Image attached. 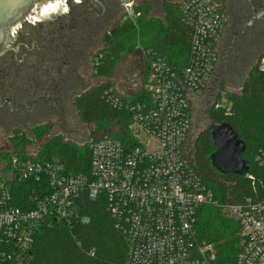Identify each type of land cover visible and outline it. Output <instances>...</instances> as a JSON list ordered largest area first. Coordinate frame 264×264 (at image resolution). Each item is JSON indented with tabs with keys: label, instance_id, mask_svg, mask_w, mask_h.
Here are the masks:
<instances>
[{
	"label": "built area",
	"instance_id": "built-area-1",
	"mask_svg": "<svg viewBox=\"0 0 264 264\" xmlns=\"http://www.w3.org/2000/svg\"><path fill=\"white\" fill-rule=\"evenodd\" d=\"M122 7L123 19L136 25L134 2ZM180 13L191 30L186 65L173 67L158 51L141 48L148 67L144 97L126 102L112 88L105 92L112 108L128 114L127 134L88 144L89 176L68 174L59 159L12 154L0 161V264H29L37 232L55 217L71 226L83 195L104 197L127 245L125 264H218L214 246L198 237L199 209L210 205L240 225L243 249L236 264H264V150L256 158L257 174L244 175L252 195L222 204L187 149L196 100L219 66L226 17L212 0H183ZM37 19L28 14L25 22L35 25ZM104 57L100 52L95 66ZM215 108L232 111L224 96Z\"/></svg>",
	"mask_w": 264,
	"mask_h": 264
},
{
	"label": "trees",
	"instance_id": "trees-1",
	"mask_svg": "<svg viewBox=\"0 0 264 264\" xmlns=\"http://www.w3.org/2000/svg\"><path fill=\"white\" fill-rule=\"evenodd\" d=\"M164 11V20L159 21L149 19L148 7L137 8L136 12L140 16L136 25L127 22L113 27L107 48L101 52L105 55L103 64L96 66L95 71L111 74L120 56L135 49L136 39L139 38L146 39L149 45L146 48L166 56L171 66L181 68L186 65L190 54L191 30L182 22L180 4L165 3ZM259 57V62L241 83L240 92L225 94L232 105L231 114L225 115L223 110L215 108V104L223 97L224 84L219 92L211 95L213 100L208 109L213 123L230 124L245 142L246 150L242 153V158L248 162L249 172L254 174L258 170L257 155L264 150V51ZM110 88L109 84H105L78 97L77 103L82 107L80 119L84 123L96 124L101 130H106L117 122L122 133L109 132L110 135L102 138L123 140L127 134L129 118L125 110L114 109L107 102L104 95ZM144 94L143 89L133 100H124L140 101ZM187 149L203 182L220 203H239L252 195V184L245 176L224 175L214 168L211 156L216 147L209 127L202 130L196 139L193 140L191 136ZM42 154L41 159L50 162L56 160L52 156L58 155L70 175H90L88 144L85 148H80L73 142L60 140L50 143ZM7 155L0 159L8 160L10 154ZM77 209L80 217L71 226L55 217L37 232L29 264H125L127 245L122 233L115 228L104 197L91 200L83 195L77 202ZM197 227L199 240L214 246L218 264H236L243 249L241 228L236 220L227 217L218 207L203 206L198 212Z\"/></svg>",
	"mask_w": 264,
	"mask_h": 264
},
{
	"label": "flooded vegetation",
	"instance_id": "flooded-vegetation-1",
	"mask_svg": "<svg viewBox=\"0 0 264 264\" xmlns=\"http://www.w3.org/2000/svg\"><path fill=\"white\" fill-rule=\"evenodd\" d=\"M212 1L226 17L219 66L234 64L264 36V0ZM100 2L58 0L45 6L47 14L45 7L32 10L35 25L24 20L11 28L8 44L0 47V129L31 128L53 110L65 115L67 100L93 75L107 27L122 17L116 0Z\"/></svg>",
	"mask_w": 264,
	"mask_h": 264
},
{
	"label": "rangeland",
	"instance_id": "rangeland-1",
	"mask_svg": "<svg viewBox=\"0 0 264 264\" xmlns=\"http://www.w3.org/2000/svg\"><path fill=\"white\" fill-rule=\"evenodd\" d=\"M182 1L134 0V9L136 10L137 8L146 6L149 8V19L153 18L163 21L166 14L164 4H180ZM124 16V10L122 9V17L119 20L111 22L107 27L105 34L108 35L103 37V42L95 50L94 60L92 62L93 75L88 79L86 86L76 90L73 96H70L67 100L68 103L65 106L67 111L65 115L63 116L60 110H53L49 115L40 117L31 128L0 129V158L5 157L7 154L22 155L24 158L27 156L42 158V152L50 143L53 144L62 140V142H73L80 146V148H85L92 140L110 135L109 132L122 133L121 126L117 122L106 130H101L94 123H84L80 119V110L82 107H79L77 99L85 92H92L95 88L105 84L110 85L114 94L126 100H133L144 89L145 75L147 74L148 67L141 48L149 46L146 39H136L137 44L135 49H131L128 53L120 56L111 74L95 71V58L98 53L107 48L108 38L112 33L113 27L131 22L130 20L125 21L123 19ZM256 43L257 45L252 47L253 49L243 52L242 57L234 64L222 63L218 67L217 73L208 90L197 98L196 108L194 109L193 131L191 134L193 140L196 139L202 130L210 127L213 123V117L208 113L210 103L213 100L211 95L219 92L222 84L225 86V90L222 91L225 98H227L225 95L227 92H240L241 83L249 71L259 62V56L264 51V36ZM221 55L224 56L223 54ZM52 158L58 159L59 156L54 155ZM0 161L2 160L0 159Z\"/></svg>",
	"mask_w": 264,
	"mask_h": 264
},
{
	"label": "water",
	"instance_id": "water-1",
	"mask_svg": "<svg viewBox=\"0 0 264 264\" xmlns=\"http://www.w3.org/2000/svg\"><path fill=\"white\" fill-rule=\"evenodd\" d=\"M58 0H0V47L8 44L10 30L23 23L28 14L35 8H44ZM101 5L100 0H93ZM121 6L133 3L134 0H116ZM255 13V12H254ZM257 13V12H256ZM255 17L258 18V14ZM216 151L211 162L224 175L244 176L250 170L248 162L242 158L246 150L245 142L228 123L214 122L209 127Z\"/></svg>",
	"mask_w": 264,
	"mask_h": 264
},
{
	"label": "bare ground",
	"instance_id": "bare-ground-1",
	"mask_svg": "<svg viewBox=\"0 0 264 264\" xmlns=\"http://www.w3.org/2000/svg\"><path fill=\"white\" fill-rule=\"evenodd\" d=\"M48 7V6H47ZM47 7H45L43 10H44V14H47V13H49L50 11L48 10V8Z\"/></svg>",
	"mask_w": 264,
	"mask_h": 264
},
{
	"label": "snow or ice",
	"instance_id": "snow-or-ice-1",
	"mask_svg": "<svg viewBox=\"0 0 264 264\" xmlns=\"http://www.w3.org/2000/svg\"><path fill=\"white\" fill-rule=\"evenodd\" d=\"M67 9H65V11H66Z\"/></svg>",
	"mask_w": 264,
	"mask_h": 264
},
{
	"label": "crops",
	"instance_id": "crops-1",
	"mask_svg": "<svg viewBox=\"0 0 264 264\" xmlns=\"http://www.w3.org/2000/svg\"><path fill=\"white\" fill-rule=\"evenodd\" d=\"M146 75H147V74H146ZM146 75H145V76H146Z\"/></svg>",
	"mask_w": 264,
	"mask_h": 264
}]
</instances>
